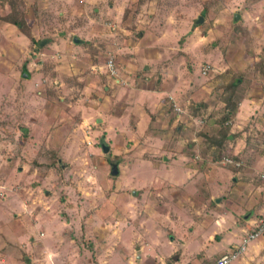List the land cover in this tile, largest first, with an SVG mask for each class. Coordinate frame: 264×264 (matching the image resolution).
<instances>
[{"label":"rangeland","instance_id":"374dc122","mask_svg":"<svg viewBox=\"0 0 264 264\" xmlns=\"http://www.w3.org/2000/svg\"><path fill=\"white\" fill-rule=\"evenodd\" d=\"M235 78L264 95V0H0V264H214L264 214V101L212 140Z\"/></svg>","mask_w":264,"mask_h":264},{"label":"crops","instance_id":"0c3cea01","mask_svg":"<svg viewBox=\"0 0 264 264\" xmlns=\"http://www.w3.org/2000/svg\"><path fill=\"white\" fill-rule=\"evenodd\" d=\"M222 71H224V70H222ZM222 71L220 73H222ZM238 81L241 84L242 81L241 80H238ZM257 97H258L257 99H253V98H251V95H250L249 97L243 98L242 102L238 106V110H237V113H236V116H235V120L233 121V122H235V127H236V125L238 126L241 115L246 116V117L248 115V117L251 118V119L252 118H255V117H258L260 115L259 113L261 112L260 111L261 108H258V107H255V106L256 105L257 106H261L263 104L264 95H260V96H257ZM216 100L218 102H220L219 96H217V99ZM220 104L222 105L221 102H220ZM261 211H264V209H261ZM248 215H250V213ZM260 215H261V213H260ZM255 217L256 216H254L253 218H250V217L249 218H246L245 217V220H246L245 223L246 224L244 226L236 227V229H233V226L235 225V221H234L235 219H232L231 221L228 220V228H227L228 230H227V233L225 234V236H223V238L221 239V241L218 242V246H217V249H218L219 246H221L223 243H226L227 244V246L223 250H220V251H222V254L220 256H222L223 254H225L226 252H228L233 246H235V245H237V244L240 243V242L239 243H237V242L239 240L241 241L242 237L244 236V233L251 227V223H252V221H253V219ZM29 228H30V226H28L27 224L24 226V229H26V230L29 229ZM236 230L239 231L240 233L239 232H235ZM20 243L22 244V246H24V250H22L21 248H19L21 250H18L17 251L15 248H13V246H8V245H4V247H3L4 248L3 251H11L10 255L11 254L12 255H17V256H11L12 257V261L15 262L16 258L18 256L20 258L21 257V254H23V253L25 255H28V249H27V247H29V248H32V249H35L36 250V252L32 251V253L35 255L34 257H37V259H36L37 262L36 261H30V262H32V263H38V264H40L39 261L46 262V260H47L46 257L47 256L44 255V253H46V251H45V247L46 246L44 247L42 245L41 241L38 244L37 243H35V244L32 243V244H30V246L29 245L28 246H25L21 241H20ZM263 245H264V236H263L262 239H258L257 241H255L254 243H252L249 248L247 247L246 253L239 258L240 261H238L239 259L237 261H235L236 264H252V262L256 260V256H257L256 253H258L257 251H259V249ZM16 246H17V244H16ZM22 246L20 245L19 247H22ZM59 246H58V248H60ZM75 249H76V246H74L72 248L71 255H69L68 253H67V256H65V254H62V259H63V257H65V260H66L65 262H69L70 259L72 260V262L78 260L77 259L78 258V254H77L78 251L76 252ZM101 249H103V247H101ZM55 250H57V249H55ZM31 257H33V256H31ZM39 257L41 258V260L40 259L38 260ZM25 258H26V261L29 260V259H27V257H25ZM256 261H258V260H256ZM257 264H258V262H257Z\"/></svg>","mask_w":264,"mask_h":264},{"label":"trees","instance_id":"16d2710c","mask_svg":"<svg viewBox=\"0 0 264 264\" xmlns=\"http://www.w3.org/2000/svg\"><path fill=\"white\" fill-rule=\"evenodd\" d=\"M207 3H209V1ZM14 13L15 12H12L11 15L2 17V20L15 26L20 32H22L23 34L28 36L31 40H33L30 34L31 28L26 24L23 18H18L14 16ZM203 15L205 14L203 13ZM236 23H239V22H236ZM238 80H241V79L240 78L232 79L231 81L221 86L220 88L221 90H219L218 96H219V100L222 103L223 107L220 109L219 120L217 121L216 124H218L221 127L220 129L221 132L219 133L220 135L219 137L212 139V140H215L214 145L222 147V145L228 139V135H229L228 132L231 128V124H233V121L235 120V116L238 110V106L242 102V99L238 96V89L241 85ZM50 155L54 156V159L50 160L47 167L48 168L56 167V169L60 170V166L57 163L55 154L51 153Z\"/></svg>","mask_w":264,"mask_h":264},{"label":"built area","instance_id":"2783aa9c","mask_svg":"<svg viewBox=\"0 0 264 264\" xmlns=\"http://www.w3.org/2000/svg\"><path fill=\"white\" fill-rule=\"evenodd\" d=\"M106 68L108 69L111 75L114 74V64L112 59L107 60ZM204 69L203 73L205 74ZM174 109L178 112H181L180 108L174 105ZM225 163L230 165H239L234 163L230 159H225ZM264 179V177H262ZM264 233V214L255 217L251 223V227L244 233L239 244L233 246L228 252L220 256L214 264H232L233 262L237 261L241 256H243L246 251L248 245L255 239L259 238Z\"/></svg>","mask_w":264,"mask_h":264},{"label":"water","instance_id":"95a60500","mask_svg":"<svg viewBox=\"0 0 264 264\" xmlns=\"http://www.w3.org/2000/svg\"><path fill=\"white\" fill-rule=\"evenodd\" d=\"M238 17H239V16L236 15L235 18H234V20H236ZM237 20H238V19H237ZM202 21H203V18H202V17H199V18L195 21V23L198 25V24H201ZM74 42L76 43V42H77V39H74ZM101 147L103 148V151H104V152L107 151V148H106L105 145H101ZM110 166H111L110 175H111L112 177H115V176L117 175V164H116V163H112V164H110Z\"/></svg>","mask_w":264,"mask_h":264}]
</instances>
